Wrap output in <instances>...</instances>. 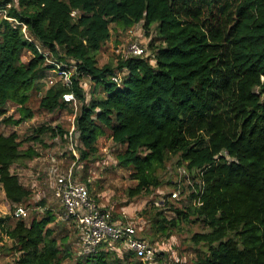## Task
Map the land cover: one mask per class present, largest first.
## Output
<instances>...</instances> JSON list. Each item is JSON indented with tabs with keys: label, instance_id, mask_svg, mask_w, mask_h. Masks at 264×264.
<instances>
[{
	"label": "trees",
	"instance_id": "16d2710c",
	"mask_svg": "<svg viewBox=\"0 0 264 264\" xmlns=\"http://www.w3.org/2000/svg\"><path fill=\"white\" fill-rule=\"evenodd\" d=\"M0 8L1 125L32 119L27 104L38 81L56 65L74 68L72 87L56 82L39 108L65 109L63 95L74 93L81 102L74 122L81 162L96 157L107 130L123 147L118 165L136 183L128 196L138 197L162 187L159 172L176 159L175 179L167 183L180 198L169 193L160 207L151 203L149 212H140L151 213L152 237L169 239L198 225L203 231L189 240L199 248L193 264H264V0H0ZM137 24L147 36L155 30L151 55L140 45L144 54L98 67L96 54L111 25ZM25 51L31 54L27 62ZM86 78L94 85L89 98L80 85ZM97 88L103 95H95ZM9 103L17 106V119L5 117ZM47 132L63 134L40 126L21 141L15 132H0V187L13 211L32 195L11 167L36 155L21 149L22 142L42 143ZM8 220L0 219V231L11 241L16 264H62L72 257L48 227L50 212L28 224L9 226ZM82 254L76 264L136 259L119 244Z\"/></svg>",
	"mask_w": 264,
	"mask_h": 264
},
{
	"label": "rangeland",
	"instance_id": "374dc122",
	"mask_svg": "<svg viewBox=\"0 0 264 264\" xmlns=\"http://www.w3.org/2000/svg\"><path fill=\"white\" fill-rule=\"evenodd\" d=\"M156 39L155 30L152 28L147 36L142 28V24H137L129 29H122L111 25L110 38L103 44L100 51L96 54L97 66L103 65L116 66L117 62L128 55V46L131 43H138L147 48L148 56L151 55L148 44ZM157 42V40H156ZM45 51V50H44ZM31 54L27 51L22 56V61L27 62ZM75 69L71 68L72 74ZM49 78L54 79V83L59 82L58 76L53 71H48L44 80L38 81L40 88L30 92L27 107L32 110L33 117L20 124L19 126H5L0 124V132L9 135L17 133L19 139L23 141L30 136L34 129L40 126L51 127L55 133L62 131L52 137L50 132L43 135L42 143L22 142L21 149L30 148L36 154L32 159L22 160L11 167V172L19 177L22 185L31 191V198L24 203L28 209L30 219H41L50 212L54 217V222L48 227L53 229L54 236L58 240L61 249H68L71 258L64 260L62 264H76L77 259L83 256L84 248L79 242V231L76 221H67L64 217V209L59 199L54 195L55 175L71 173L76 182L89 185V193L92 200L105 209H111L115 219L138 224L140 227L139 236L145 234L147 241L152 243L155 248L164 252L168 264H193L196 250L189 240L192 234L203 231L198 225L185 226L181 232H173L171 238L166 239L160 234L152 237L149 217L151 213L140 216L141 211L149 212L151 203L160 207L164 196L173 192L172 185L168 181H173L176 175L174 170L176 159H170L165 168L159 172L163 182L162 187L154 190L150 194H142L138 197H129L128 189L134 187L136 183L130 178V171L120 167L116 161V155L123 147L116 146L110 139V133L103 129L102 135L97 141V155L88 162H81L79 149L81 148L78 136L68 134L74 127L75 117L79 114L81 102L76 100L75 105L68 104L65 109H58L53 113H48L39 108V101L44 91L52 85L48 82ZM61 83V82H59ZM80 85L84 89V94L89 98L93 93V83L90 79H82ZM96 96L103 95L101 89L97 88ZM19 117L17 106L9 103L5 117ZM66 134V136H65ZM79 161V162H78ZM180 206L179 203H173ZM171 217V213H166ZM9 218L7 224L13 226L16 219L13 217L11 204L5 197L3 189L0 187V219ZM143 230V232H142ZM11 241L8 240L0 231V264H16L15 255L10 250ZM120 257V254H118ZM131 263L140 262L130 259Z\"/></svg>",
	"mask_w": 264,
	"mask_h": 264
},
{
	"label": "built area",
	"instance_id": "2783aa9c",
	"mask_svg": "<svg viewBox=\"0 0 264 264\" xmlns=\"http://www.w3.org/2000/svg\"><path fill=\"white\" fill-rule=\"evenodd\" d=\"M7 7H10L8 5ZM4 12L0 8V14ZM11 21V19H9ZM39 52H43L40 47H36ZM144 49L138 43L134 42L128 46V55L124 58L140 56L144 54ZM48 63L51 61L47 60ZM56 73L65 87H72L71 69H61L56 65ZM48 82L55 84L53 78H49ZM84 90V89H83ZM63 100L67 104L76 103L74 93L69 92L63 95ZM74 135V127L68 133L71 138ZM183 175V171L180 172ZM187 179V177H186ZM185 185L189 182L185 180ZM54 195L61 202L64 209V217L67 221L74 220L78 225L81 244L85 252H97L102 245L119 244L124 246V251H129L142 264H166V256L164 252L155 248L152 243L139 236L138 230L140 226L124 219H113L112 213L102 207H99L91 198L88 188L81 183L75 181L71 173L55 175ZM180 190H173L172 199H179ZM199 200H196L198 202ZM13 217L16 220H26L29 217L28 209L25 205H18L13 211ZM168 264V263H167Z\"/></svg>",
	"mask_w": 264,
	"mask_h": 264
}]
</instances>
